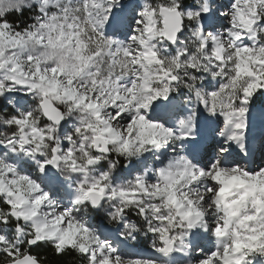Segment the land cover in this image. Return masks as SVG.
Wrapping results in <instances>:
<instances>
[{
    "label": "snow or ice",
    "instance_id": "1",
    "mask_svg": "<svg viewBox=\"0 0 264 264\" xmlns=\"http://www.w3.org/2000/svg\"><path fill=\"white\" fill-rule=\"evenodd\" d=\"M0 264H264V0H0Z\"/></svg>",
    "mask_w": 264,
    "mask_h": 264
}]
</instances>
